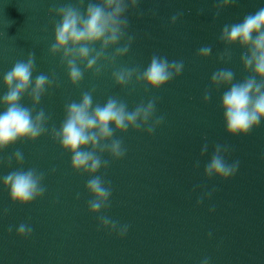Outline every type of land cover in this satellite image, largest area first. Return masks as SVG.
<instances>
[{"label": "clouds", "instance_id": "9594fccd", "mask_svg": "<svg viewBox=\"0 0 264 264\" xmlns=\"http://www.w3.org/2000/svg\"><path fill=\"white\" fill-rule=\"evenodd\" d=\"M140 0H76L75 3L53 6L49 15L54 13L59 20H53L54 42L48 52L60 57L69 82L78 86L85 73L91 72L99 77L106 68H112V79L122 89L133 83L145 85L146 89H159L179 77L184 71L183 60H169L167 56L153 54L146 68L117 66V60L128 54L135 37L129 34L130 22L127 13L138 9ZM235 0H217L215 15L234 4ZM191 11V10H189ZM203 10H200L202 12ZM143 12L138 15L143 16ZM156 14V10H152ZM183 16L177 12L170 18V24H176ZM219 40L225 45L217 59L223 62L231 60L230 46L239 45L242 52L240 61L243 71L250 73L241 81H235V73L230 68H220L212 73L210 88L203 93V102L208 103L212 89L226 88L221 97L226 132L231 136H246L253 128L264 121V7L244 16L242 21L225 24ZM98 45V47H97ZM114 49V51H109ZM212 54L211 45H203L197 50V56L208 58ZM36 71V54L27 53L26 59L17 60L12 68L3 74L2 83L6 92L0 95V153L19 141H36L48 134L60 148L71 154V168L74 172L87 175L85 189L90 195L87 202L91 214L97 215L98 227L115 233L123 238L129 225L121 224L106 214L111 207L112 187L103 175L112 161L123 159L127 154L124 141L116 133H127L129 129L144 131L152 135L156 128L164 123V116H156L157 98L141 102L131 110L127 103L110 96L104 104L93 102L95 87L83 91L79 101L70 100L64 105V119L59 128L48 127L51 116L43 108L37 107L48 89L59 87L55 73L51 75ZM27 96L31 107L21 103ZM208 144L201 147L203 157ZM231 148L217 143L209 162L204 167L207 179L213 177L227 181L238 171L239 160L229 162ZM105 154L109 159H105ZM25 156L17 148L11 155H0V166L11 167L13 161L23 165ZM199 160L195 167H199ZM54 172L55 169H52ZM45 173L36 168L24 170L22 167L0 177V183L8 189L12 203L28 205L45 195L43 184ZM213 188L197 200V205L205 198H211ZM79 198V196L77 197ZM214 209H210L212 211ZM7 210H5L6 213ZM12 227H9L11 233ZM33 228L28 223L16 227V235L29 238ZM211 236V233H209ZM201 264H210V258L202 259Z\"/></svg>", "mask_w": 264, "mask_h": 264}]
</instances>
